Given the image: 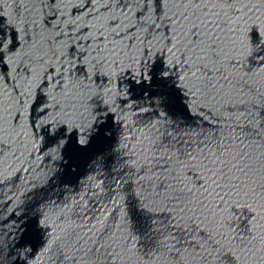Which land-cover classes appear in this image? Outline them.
I'll use <instances>...</instances> for the list:
<instances>
[{
    "label": "water",
    "instance_id": "obj_1",
    "mask_svg": "<svg viewBox=\"0 0 264 264\" xmlns=\"http://www.w3.org/2000/svg\"><path fill=\"white\" fill-rule=\"evenodd\" d=\"M254 27L264 0H0V264H214L209 233L264 264ZM217 160L244 171L225 184Z\"/></svg>",
    "mask_w": 264,
    "mask_h": 264
},
{
    "label": "snow or ice",
    "instance_id": "obj_2",
    "mask_svg": "<svg viewBox=\"0 0 264 264\" xmlns=\"http://www.w3.org/2000/svg\"><path fill=\"white\" fill-rule=\"evenodd\" d=\"M149 2H151V0H149ZM155 2L162 6L163 0H155ZM247 38L255 44L264 45V33H261L258 28L254 27L252 32L247 34ZM2 46L3 42H0V47ZM211 47L214 48L215 46L212 45ZM256 55L258 58L264 60V57H260L259 52H257ZM3 59L4 54L0 52V61H3ZM261 67H264V63L261 64ZM249 130L254 131L252 129ZM228 164L229 161L227 160H217L213 162L212 168H210L209 171L213 176L219 174L220 178L224 179V183L229 184L232 181L229 172H231L232 169L243 172L244 169L237 163H231V167H228ZM218 165L219 167H217ZM213 183L219 186L218 180L214 179ZM228 191H231V188H228ZM130 211V218L136 221L133 236L136 237V239L143 240L144 247L150 252L153 247H157V237L159 235V229L156 226V215L154 214L153 209L147 206L133 207ZM100 223L103 225V221H100ZM220 223L223 224L224 221L221 220ZM172 226L174 227L175 225L173 224ZM98 232L99 234L95 235L94 238L90 237L93 241L92 250L97 254L110 255L109 248L114 241L112 240V237L108 235V229L102 227L98 229ZM133 236H130L129 239H133ZM205 239L212 245V250L208 252L207 255L214 261V264H237L239 257L236 253L231 251L230 246L225 248L220 242L212 240L210 233ZM133 242L135 243V240H133ZM213 253H215V256H213ZM102 264H107V262L104 261Z\"/></svg>",
    "mask_w": 264,
    "mask_h": 264
}]
</instances>
